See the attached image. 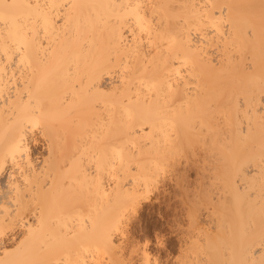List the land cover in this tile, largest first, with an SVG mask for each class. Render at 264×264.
<instances>
[{"label": "bare ground", "instance_id": "6f19581e", "mask_svg": "<svg viewBox=\"0 0 264 264\" xmlns=\"http://www.w3.org/2000/svg\"><path fill=\"white\" fill-rule=\"evenodd\" d=\"M179 151L170 264H264V0H0V264H162L128 213Z\"/></svg>", "mask_w": 264, "mask_h": 264}, {"label": "rangeland", "instance_id": "374dc122", "mask_svg": "<svg viewBox=\"0 0 264 264\" xmlns=\"http://www.w3.org/2000/svg\"><path fill=\"white\" fill-rule=\"evenodd\" d=\"M185 151H183L181 153H180V151L178 153H175V156L177 158H179L180 161H182L180 163V161H177L178 159L175 157L177 159L175 161L179 162L181 167H182L181 168L179 163H177L178 167L181 169V171H179L180 169L176 168L177 164L175 165L174 163H172L173 164V166H172L173 168L170 166L172 164L168 165V167H171V169H169V168L167 169V166H166L165 169H166L167 172L165 171L163 179L159 180V181L152 182V184L149 185L150 189L148 190V192L147 191L144 192L146 195L143 194V196H144L143 198L144 199L142 198V201L140 202L139 207L136 210L132 211V213H130V212L128 213V220H127L128 221L127 222L128 226H127L126 229H129V231L127 230L129 232V234L127 236L128 232L126 231L125 237L127 236V239H128V237H130V238L128 240H126V241L127 242L129 240L136 241L134 243L139 245L140 247L143 244H144L143 246H145V244L147 243L146 247L147 246L149 247V248L147 247V250H149V252L150 251L152 252V255H151V252H150V255L152 257L154 256L153 258L157 257L156 260L159 258V256H160V258L162 257L160 260L158 259L159 260L158 263H162V264H163L164 261H165L166 264H167V262H168V264H170L174 260V258H175L174 256L176 254H179L178 249H179V246H180L179 242L181 244V235H182L183 229L187 226L186 224H188V222H189V220L186 221V219H189V218H186L187 217L186 212L188 214V212H189L188 208L189 209L191 208V206H190L191 204L190 203L192 201H194V200H192V196L197 194L196 193V192H198L197 188L199 187L200 183L202 181H207L208 180V178H206V180H205V177L201 174L205 170H203L200 165L197 166L198 163L197 164L195 163L196 164V165H194L195 167L190 165V164H194V163L191 162V161H193V159L188 154L189 152L186 151V152H188V153H186ZM179 153L182 154V155H180ZM189 159H192V160H189ZM186 166L188 167V170L186 169ZM196 167H198L197 169H199V167H201L200 170H198V171H201V170H203V171L202 172H198ZM183 168L185 169V171L187 170L186 171V173L188 174L187 176L185 175L186 174L185 171H184V174H183V170H184ZM190 169H192V170H190ZM171 170H172V172H171ZM194 170H196V171L194 172ZM174 171H176L175 173H176V175H178V177L175 175ZM179 172L180 173L182 172L183 176H179V174H180ZM196 174H198V175L196 176ZM200 175L203 176V177L201 178ZM166 177H168V179ZM173 178H175V180ZM194 178H196V179L194 180ZM179 179H181V180H179ZM199 179L202 180V181H200ZM178 180H179V182H178ZM184 180H186L187 182L186 181L184 182ZM191 180H192V182H191ZM196 180L197 181L199 180V181L197 182ZM188 181H190V183ZM176 182H177L176 185H178V187L175 185ZM164 184H165V186H164ZM173 187H174L175 190H173ZM189 187H190V189L192 188V190H188ZM176 188H178L179 190L176 189ZM185 190H187V191H185ZM161 193H162V195H161ZM165 193H167V194H165ZM174 194H175V196H173ZM188 194H189V196H188ZM181 195H183L182 199H181V197H179ZM157 196H158V199H157ZM187 196H188V198H187ZM190 198H191L192 201L189 200ZM194 198H195V196H194ZM179 199L181 200V203L179 202ZM182 201L184 202L183 204H182ZM193 204H192V206H194ZM185 209H187V210L185 211ZM176 214H177V217H176ZM201 215L205 218V216H204L205 214L203 215V213H202ZM202 216H200V218H202ZM204 218H202V219H204ZM130 221H132V222H130ZM185 222H187V223L185 224ZM202 223H203V221H202ZM182 225L184 227L183 229H181L182 227H180ZM172 226L173 227L175 226L174 229H172L173 228ZM177 231H179V233H177ZM133 239H135V240H133ZM157 255H159V256H157ZM168 256L169 257L171 256L173 258V260H171L172 259L171 257H170L171 259L168 258ZM177 256L178 255H176V257ZM167 258L169 260H167ZM162 259H164V260H162Z\"/></svg>", "mask_w": 264, "mask_h": 264}]
</instances>
